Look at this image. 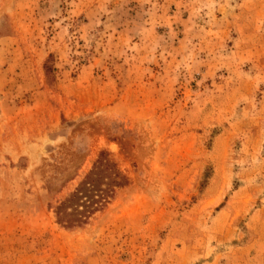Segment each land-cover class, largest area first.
I'll return each mask as SVG.
<instances>
[{
	"label": "rangeland",
	"instance_id": "obj_1",
	"mask_svg": "<svg viewBox=\"0 0 264 264\" xmlns=\"http://www.w3.org/2000/svg\"><path fill=\"white\" fill-rule=\"evenodd\" d=\"M85 223L55 208L99 155ZM264 258V0H0V264ZM255 259V260H254Z\"/></svg>",
	"mask_w": 264,
	"mask_h": 264
},
{
	"label": "trees",
	"instance_id": "obj_2",
	"mask_svg": "<svg viewBox=\"0 0 264 264\" xmlns=\"http://www.w3.org/2000/svg\"><path fill=\"white\" fill-rule=\"evenodd\" d=\"M93 171L70 197L55 208L57 222L64 227L73 228L84 224L98 203L104 199L107 191L97 185L99 173H109V186L113 188L123 186L119 172L103 154L99 155Z\"/></svg>",
	"mask_w": 264,
	"mask_h": 264
},
{
	"label": "crops",
	"instance_id": "obj_3",
	"mask_svg": "<svg viewBox=\"0 0 264 264\" xmlns=\"http://www.w3.org/2000/svg\"><path fill=\"white\" fill-rule=\"evenodd\" d=\"M254 260H255V259H254ZM251 262H252V259H249V258L247 257V258H244L242 264H250ZM257 263H258V264H264V258H260V259H258V260H257ZM232 264H238V263H237L236 260H235V261L232 262Z\"/></svg>",
	"mask_w": 264,
	"mask_h": 264
}]
</instances>
